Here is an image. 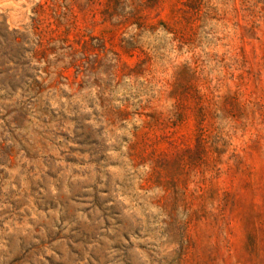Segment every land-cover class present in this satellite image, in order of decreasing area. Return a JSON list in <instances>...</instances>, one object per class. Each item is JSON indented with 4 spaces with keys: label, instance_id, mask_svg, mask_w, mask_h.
Listing matches in <instances>:
<instances>
[{
    "label": "rangeland",
    "instance_id": "374dc122",
    "mask_svg": "<svg viewBox=\"0 0 264 264\" xmlns=\"http://www.w3.org/2000/svg\"><path fill=\"white\" fill-rule=\"evenodd\" d=\"M0 264H264V0H0Z\"/></svg>",
    "mask_w": 264,
    "mask_h": 264
}]
</instances>
